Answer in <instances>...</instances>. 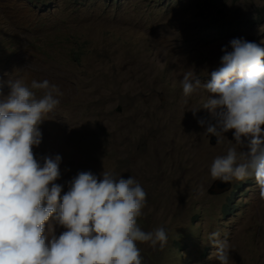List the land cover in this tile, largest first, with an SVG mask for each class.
<instances>
[{
  "label": "rangeland",
  "instance_id": "rangeland-1",
  "mask_svg": "<svg viewBox=\"0 0 264 264\" xmlns=\"http://www.w3.org/2000/svg\"><path fill=\"white\" fill-rule=\"evenodd\" d=\"M262 19L264 0H0V91L19 78L47 79L62 93L35 158L62 157V195L82 171L135 177L147 193L139 227L168 235L163 250L138 245L143 264H219L208 240L216 231L231 245L230 264H264L255 179L209 193L211 163L234 135L211 145L198 123H214L202 109L208 94L185 103L181 86L188 71L206 83L233 39L252 34L264 47Z\"/></svg>",
  "mask_w": 264,
  "mask_h": 264
},
{
  "label": "clouds",
  "instance_id": "clouds-1",
  "mask_svg": "<svg viewBox=\"0 0 264 264\" xmlns=\"http://www.w3.org/2000/svg\"><path fill=\"white\" fill-rule=\"evenodd\" d=\"M230 46L206 83L191 71L184 74L182 95L187 103L200 89L208 94L202 109L214 123L198 120L205 134L219 143L233 132L235 143L214 158L211 178L230 183L253 177L264 200V47L243 39ZM7 86V95L0 91V264H143L139 244L163 250L165 228L138 225L147 193L135 177L82 171L62 195L55 183L62 157H43L42 164L35 158L40 125L60 104L59 87L47 79L28 86L19 78ZM56 225L65 229L59 235ZM208 240L219 264H230L227 238L216 231Z\"/></svg>",
  "mask_w": 264,
  "mask_h": 264
},
{
  "label": "water",
  "instance_id": "water-1",
  "mask_svg": "<svg viewBox=\"0 0 264 264\" xmlns=\"http://www.w3.org/2000/svg\"><path fill=\"white\" fill-rule=\"evenodd\" d=\"M246 40L255 43L256 37L254 35L250 34L247 36ZM118 111H120V110L118 109ZM206 136H207V138H209L211 145H216V143L218 142L217 137L212 136V135H208V134H206ZM231 189H232V182L224 183L222 181H215L213 183V185L210 187L209 193H211L212 195L225 194V193L230 192Z\"/></svg>",
  "mask_w": 264,
  "mask_h": 264
},
{
  "label": "trees",
  "instance_id": "trees-1",
  "mask_svg": "<svg viewBox=\"0 0 264 264\" xmlns=\"http://www.w3.org/2000/svg\"><path fill=\"white\" fill-rule=\"evenodd\" d=\"M260 17H261V16H260ZM263 20H264V19L260 20L259 22H263ZM257 22H258V21L255 20V19H254V20H251L250 23H249L250 25H249V24H246V26H247L248 28H249V27L251 28V27L255 26ZM76 55H78V53H77L76 51H73V52H72V56H74V58H77Z\"/></svg>",
  "mask_w": 264,
  "mask_h": 264
}]
</instances>
